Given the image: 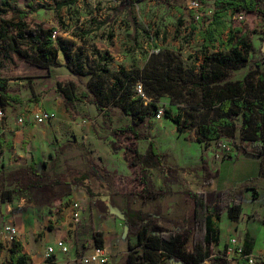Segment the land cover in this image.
<instances>
[{"label":"rangeland","instance_id":"rangeland-1","mask_svg":"<svg viewBox=\"0 0 264 264\" xmlns=\"http://www.w3.org/2000/svg\"><path fill=\"white\" fill-rule=\"evenodd\" d=\"M62 1L9 0L11 8L8 13L0 14V18L1 16L7 19L13 18L16 11L26 10L29 3H32L34 7L46 3L48 7L30 13L26 18L27 22L31 26L43 24L46 27H57V34L63 39L74 41L77 46L73 50L76 51L77 48H80L82 57L88 63L90 61L99 62L100 65L109 68L115 74L122 67L129 71L132 68L143 70L152 56L155 58L156 64L159 65L167 61V56H170L176 60L174 63L180 62L182 64L188 75L200 73L205 52L202 49L203 40L199 36V28L202 25L200 21H196V16L210 18L214 11L213 0L204 1L198 9L192 8L193 0H171L169 2L156 0H78L72 6L56 8L57 3ZM1 8H3L2 0H0V13ZM238 24L244 26L252 42L254 51L249 55L251 61L264 59V20L256 14H251ZM194 26L198 29H194ZM0 51L3 52L0 73L11 78L9 82L10 92L20 98L19 103L11 105L13 115L19 113L23 108L35 110L58 103L62 104L55 90L56 82L65 83L70 78L68 76L74 78L64 66L65 59L62 54L59 55V65L47 70L20 61L13 53H6L4 43H0ZM103 56H106L107 59H104ZM248 69L249 66L247 65L237 66L233 69V77L243 78ZM139 81L144 85L146 97L156 102L157 106L163 110L161 118H157L155 114L150 122L151 136L153 139H157L160 151L169 154L165 158V165L179 169V181L177 183L167 181L166 175L159 170H148L153 188L172 190L169 195L161 196L156 201L146 203V208L150 213L160 216L155 217L154 220L163 227L181 231L190 222L192 213V201L186 200L185 196L183 198L181 194L183 191L255 185L259 189V198L253 200L252 191H249L244 198V210L249 209V217H255L261 224H250L251 233L247 232L245 239L250 245L255 243V247L260 249L259 254L253 255L256 264H264V224L261 221L264 215V175L259 172L260 157L238 151L229 143L225 133L218 140H213L208 145L199 141L201 125L215 115L214 111L201 107L202 93L200 91L195 94L184 91L183 96L180 97L175 92L157 96L155 93H147L150 88H147L142 78H139ZM77 83L79 82L77 81ZM79 86L80 89L84 88L81 83ZM94 108L93 104L79 103L71 111L66 110L69 111L70 117H68L72 121H77V119L78 121H86L84 123L86 125H89L90 121H95L93 126H89V132L86 131L87 128H84L82 132L77 131L79 137L82 134L89 135L91 133L100 138L101 135L109 133V127L118 130L131 121V118L119 108L111 109L108 116L102 114L98 116ZM0 110L4 112V117L0 118L1 122L7 116L5 117V109L1 105ZM166 110H170L173 116L180 117L183 124L186 125L183 133H179L175 123L166 117ZM64 128L65 130L68 129L66 126ZM76 133L66 131L65 135L72 137ZM103 140L106 141V139ZM114 140L116 141L114 148L118 147L120 152L113 154L112 157L114 158L108 163L97 158V154L94 153L88 143H84L85 145L78 143L74 147L70 145L71 143H63V146L59 148L61 153L57 151L54 158L51 157L47 160H52L53 171L66 181L71 180V174L86 173L88 185L95 195L104 192L101 182V176L105 180L103 167L104 169L115 168L113 185L110 186L113 195L141 190V168L139 164L131 165V162L136 161L129 148L136 147L143 151L146 145L148 146L147 142L144 139H135L131 135L120 132L115 135ZM223 143L227 144L229 150L222 149L221 144ZM245 144L250 150L255 151L260 146V142L247 143L245 141ZM119 156L124 164L123 167L121 161L120 164L117 163ZM4 161V156L0 153V163ZM42 161H44L42 158H38L40 164ZM202 162H206L212 172L217 169L220 171L212 186L203 185L204 175L200 169ZM7 166L10 167L11 165L7 164ZM122 169L125 171L121 172ZM115 198L119 199L116 196ZM14 203V208L19 210L27 207H39L38 218L42 222L38 232L35 236L30 234L24 240L26 248L34 253L38 243L36 241L43 238L44 230L48 229L51 233L53 231V227L43 221L45 215L50 216V209H41L40 206L29 202L27 197L18 198ZM1 206L2 203L0 202V212ZM51 206L58 207L54 203ZM113 207H116L114 215L123 222V227L118 240L120 245L115 254L104 264H125L128 242L134 243L136 241V228L127 226L123 214L125 204L122 207L114 203ZM86 208L85 217L76 227V242L71 248V253H67L61 258L57 254L59 251H56L57 255L54 254V259L51 260L53 264H81L80 257L91 253L89 251L92 246V231L88 223L90 217L89 203ZM226 219V213L223 215L222 223L213 218L215 230L222 233L221 243L212 245L213 255H221L225 242L232 238H230L231 234L225 233V229L222 228ZM2 225L3 222L0 218V264H12L10 248L13 242L9 243L7 239H3ZM50 245L51 243L44 245L43 258L36 256L27 264H45L47 261L45 253ZM157 256L159 264H183L179 260L169 259L160 253Z\"/></svg>","mask_w":264,"mask_h":264},{"label":"trees","instance_id":"trees-1","mask_svg":"<svg viewBox=\"0 0 264 264\" xmlns=\"http://www.w3.org/2000/svg\"><path fill=\"white\" fill-rule=\"evenodd\" d=\"M77 1L63 0L57 3L56 8L72 6ZM198 1L203 3L206 0ZM2 5L0 14L4 15L11 6L9 0H2ZM46 7V3L36 7L29 3L26 10L16 11L11 19L1 16L0 43H4L6 53H13L18 60L47 70L59 65V55L62 54L64 66L84 86L80 89L79 83L74 80L56 82V92L68 109L75 108L79 103H90L104 116L110 115L111 109L119 108L131 118L130 123L118 130L114 129L113 133L120 132L135 139L148 140L144 152L136 147L129 148L136 161L131 162V165L139 164L141 168V190L128 193L132 200L135 199L134 203L146 205L172 192L167 188H153L148 176L149 169L159 170L171 183H177L179 177L177 167L165 165V158L169 154L161 152L157 139L151 136L150 122L160 108L156 102L150 99L147 102L148 100L136 94L134 87L141 82L139 78L150 88L147 93H155L157 96L175 92L180 97L184 91L189 94L200 91L201 107L214 111L215 115L201 125L199 141L208 145L225 133L229 143L238 151L260 157L259 172L264 175V59L251 61L249 55L254 51L252 42L244 26L238 24L241 20L235 18L237 12H244L245 17L256 14L264 20V0H213V15L197 19L202 25L199 36L203 40L202 49L205 53L200 73L192 75L187 74L180 62L174 63L176 60L170 56L160 65L156 64L152 56L143 70L132 68L129 71L122 67L115 74L99 62L88 63L82 57L80 48L73 50L77 46L74 41L63 39L57 34V27H46L43 24L31 26L27 22L26 18L30 13ZM194 29L198 28L194 26ZM2 53L0 51V68ZM103 57L107 59L106 56ZM245 65L249 66L246 75L234 78L233 69ZM10 80L11 78L0 73L2 108L20 102V98L10 92ZM165 115L175 123L179 133L184 132L186 125L180 117L173 116L170 110H166ZM245 141L260 142L259 149L250 150ZM4 143L0 136V153ZM11 145V142L7 143L8 147ZM200 169L204 175L203 185L214 184L219 171L212 172L206 162L200 164ZM105 175L109 176L110 172L105 171ZM71 176V180L66 181L53 171L48 162H43L41 167L35 159L28 165L8 167L2 164L0 202L13 203L18 198L27 197L29 202L43 209L70 195L76 188L85 189L91 198L94 196L92 189L86 184V173ZM248 190L252 191L253 200H258L259 189L255 185L197 191L187 189L184 196L186 200L192 201V213L190 222L181 231L163 227L156 221L145 222L148 213L142 208L130 206L125 212L126 223L129 227L136 228V242H128L129 252L125 264H159L158 253L183 264L226 263L222 255L212 254V245L219 244L220 241L219 233L213 226V218L221 221L223 214L227 213L229 219L237 220L243 212V202ZM35 209L38 212L39 207ZM261 221L264 224V215ZM91 240L93 247L103 248L101 231L92 230ZM53 259L52 255L45 264H53ZM10 261L12 264H27L29 261V256L23 252L22 242L17 239L10 248Z\"/></svg>","mask_w":264,"mask_h":264},{"label":"crops","instance_id":"crops-1","mask_svg":"<svg viewBox=\"0 0 264 264\" xmlns=\"http://www.w3.org/2000/svg\"><path fill=\"white\" fill-rule=\"evenodd\" d=\"M68 72L70 73L69 70ZM68 77H70L68 81L77 80L75 76L74 78L71 76H68ZM55 90H56V86H55ZM58 98L61 100L62 104L58 103L57 105H50V106H47L46 108H43L44 110L51 111L53 113V118L39 125L34 124L30 119H28L24 124H20L17 122L18 117L23 112H28V111H33V110H25L27 108L25 109L23 108V110H20L19 113H17L16 115H13L11 106L4 108L5 117L7 116V118L0 122V136L3 138L5 142L4 145L2 146V152H1L4 156L5 161L1 162L0 166L2 164H4L5 166H7V164L11 166L28 165L29 163H31L33 159H35L38 162V158H42L44 160L42 161V163L48 162L49 166H51L52 160L51 159L47 160V159L51 157L54 158L57 151H59V148H61L63 146V143H66V142L71 143L70 145H72L73 147L78 143L80 144L88 143L93 149L94 153L97 154V158H101L103 161H106L107 163L111 162L112 158H114L112 157L113 154H117L118 152H120V149L118 147L114 148L115 142H116L114 140V137L116 134L113 133L114 128L112 127L111 128L109 127L110 130L108 134L101 135L100 138L91 133L89 135L82 134L79 137L76 132L77 131L82 132L84 128H87L86 131L89 132L88 128L93 126L95 121L94 120L90 121L89 125H86L84 124L86 121H80V120L78 121V119L77 121L70 120L69 111H71L73 107L68 109L63 99L60 96ZM93 106L95 107L94 109L97 111L96 113H98V116H100L101 114L103 115V113L97 110L95 105ZM67 109L69 111H66ZM64 126H66L68 129L65 130ZM64 130L65 132H63ZM66 131L67 132L70 131L76 134L74 135L72 134L73 136L69 137L65 135ZM103 139H106V141ZM145 141L148 144V140H145ZM8 142H11L12 144L10 147L7 146ZM106 142L108 145L106 144ZM146 148H147V145H146ZM145 149L141 152H144ZM59 152L61 153V151ZM120 158H121L120 156L117 157L118 164H120V161H121ZM123 165L124 164L121 161V166L123 167ZM217 170L219 171V169ZM102 171L104 173L105 180L101 176L102 186L104 187V192H102L101 194L95 195L93 193L94 196L91 198L90 196H88L89 194L87 195L85 189L76 188L70 195H67L63 197L62 199L54 202V204H57L58 207L56 208L55 206L46 207L50 209L49 210L50 216L47 217L45 215L43 221L44 223L46 222L49 223V225L53 227V231L51 233L48 229L44 230L43 238L41 240L36 241L38 243H37V248L34 249L35 254L30 252V250L26 248V245L24 242V240L30 234H33L34 236L37 234L40 224L42 222V221L40 222L38 218V212L36 211L35 207L34 208L27 207V208H22L19 210L17 208H14L15 201L13 203H8V202L2 203L0 218L3 222V225H2L3 232H4V226L7 224H11L16 228L18 232L16 239L22 242L23 252L29 256V260L34 259L36 256H41L43 258L44 257L43 256L44 245L47 243L48 244L51 243L50 246H55L56 242L59 239L65 240V242L69 246V252L67 253H71V248L76 242L75 234H76V227L78 226V225L74 226L72 224L71 204L75 201H78L81 204L82 206L81 220H82L85 217V210L87 209L86 207H87V204L89 203L90 205V209H89L90 217L88 218L89 226L91 227V231L94 230V231L102 232L104 245H103V248H101V250L108 255V260H109V258H111L115 254L118 246L120 245L118 240L121 236L120 231L123 227V222L114 215L115 213L114 211L116 208V207H113L114 203L115 205L119 204L122 207L125 204V207H123L124 215H125V212L127 213L130 206L133 208L144 209L148 213V218L145 222L150 221V220L155 221L154 218L160 217V216H158L159 214L157 215L152 212L150 213V211L146 208L145 204L134 203L135 199H133L134 200L133 201L128 194L113 195V193L110 190V186L113 185L112 181L115 175L114 174L115 168L104 169L103 167ZM105 171H108L110 173L112 172V173L109 176H106ZM123 171L125 170L122 169L121 172ZM219 174H220V171H219ZM178 181H179V177H178ZM86 184L88 185V178L86 180ZM114 185H115V182H114ZM219 189H222V188H219ZM249 191L251 190H248L246 194L249 193ZM181 194L184 198V191ZM251 195L253 199V193ZM115 196L119 197V199L115 198ZM13 208H14V211L12 212ZM46 208H43V209L45 210ZM162 213L164 214L165 212H162ZM249 215H250L249 209L247 211L244 210V202H243V212L240 215V217L237 220H231L227 217L226 221H224L222 228L225 229V233L231 234L230 238L236 237L239 240V242L243 243L245 250L248 253L255 255V254H259L260 249H257L255 247V243L250 245L246 241L247 239H245V235L247 232L251 233L249 229L250 224L252 223L261 224V222H259V220L256 219L255 217H249ZM254 216L256 215L254 214ZM183 217H184V214H183ZM125 218H126V215H125ZM219 222L220 223L223 222V216H222V220ZM218 233H219V238H220V241H219V244H220L221 239H222V233L221 232H218ZM4 238L7 239V236L5 233H4L3 239ZM228 242H229L228 240L225 242L224 248L226 247V244ZM91 243H92V240H91ZM96 249L98 248L91 246L89 251L94 252ZM56 251H59V253L57 254L61 258H63L65 254H67V253L62 252L58 247H55V252L52 254L53 256L54 254L57 255ZM128 252H129V248L127 246V254ZM45 257H46V253H45Z\"/></svg>","mask_w":264,"mask_h":264},{"label":"built area","instance_id":"built-area-1","mask_svg":"<svg viewBox=\"0 0 264 264\" xmlns=\"http://www.w3.org/2000/svg\"><path fill=\"white\" fill-rule=\"evenodd\" d=\"M201 2L198 0H193L192 8L198 9L200 7ZM200 16H196V20ZM245 17L244 12H237L235 14V18L238 20H243ZM55 36V35H54ZM135 91L137 95L142 96L144 99L149 100L144 94V88L141 82L137 83L135 87ZM163 114V110L159 109L156 113L157 118H161ZM3 111L0 110V117H3ZM53 118V113L44 109H37L33 111L23 112L17 119V122L20 124H24L28 119H30L34 124H43L44 122L49 121ZM223 150H229L227 144H221ZM218 156V155H216ZM71 220L74 226H77L81 221L82 214V206L78 201H75L71 204ZM4 233L7 236L9 242H13L17 238V230L11 225L7 224L4 226ZM55 247H58L62 252H69V246L65 242L64 239H59L55 246H49L46 250V258H50L51 255L55 252ZM222 257L226 259V263L224 264H256V260L252 254L247 253L244 247V244L239 242L235 237L231 238L229 242L226 244V247L222 250ZM81 264H104L108 261V255L104 253L101 249H96L94 252L83 255L80 258Z\"/></svg>","mask_w":264,"mask_h":264},{"label":"water","instance_id":"water-1","mask_svg":"<svg viewBox=\"0 0 264 264\" xmlns=\"http://www.w3.org/2000/svg\"><path fill=\"white\" fill-rule=\"evenodd\" d=\"M125 216V215H124Z\"/></svg>","mask_w":264,"mask_h":264}]
</instances>
